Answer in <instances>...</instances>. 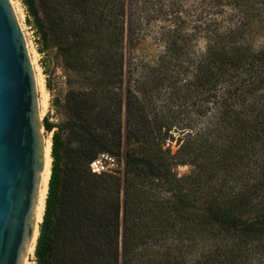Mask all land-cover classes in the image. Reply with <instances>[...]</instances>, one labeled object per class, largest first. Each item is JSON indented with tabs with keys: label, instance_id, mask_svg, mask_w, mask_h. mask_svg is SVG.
<instances>
[{
	"label": "trees",
	"instance_id": "trees-1",
	"mask_svg": "<svg viewBox=\"0 0 264 264\" xmlns=\"http://www.w3.org/2000/svg\"><path fill=\"white\" fill-rule=\"evenodd\" d=\"M21 3L38 53L53 47L81 83L67 120L43 122L52 161L35 263L161 264L152 247L169 241L165 264L190 248L193 264H264V47L243 30L264 0H199L193 13L184 0ZM152 21L164 49L133 64ZM122 147L123 174L90 171Z\"/></svg>",
	"mask_w": 264,
	"mask_h": 264
},
{
	"label": "water",
	"instance_id": "water-1",
	"mask_svg": "<svg viewBox=\"0 0 264 264\" xmlns=\"http://www.w3.org/2000/svg\"><path fill=\"white\" fill-rule=\"evenodd\" d=\"M45 133L26 39L11 1L0 0V264H24L35 250Z\"/></svg>",
	"mask_w": 264,
	"mask_h": 264
},
{
	"label": "rangeland",
	"instance_id": "rangeland-1",
	"mask_svg": "<svg viewBox=\"0 0 264 264\" xmlns=\"http://www.w3.org/2000/svg\"><path fill=\"white\" fill-rule=\"evenodd\" d=\"M10 1L15 10L16 16L20 23V27L26 39L28 51L32 60V65L34 67V72L36 75L38 74L40 76L43 83L42 89H38L40 116L42 119V123L44 122V120H47L48 122L53 124L64 122L67 120L66 110L64 107L65 96L70 90L77 89L81 86L80 80L74 74L64 69L60 59L56 55V50L53 47L49 48L43 54L38 53V45L36 44L37 37L35 35L34 29L26 24V13L21 0ZM184 1L187 9L192 11L191 13L196 11V7L197 11L200 12V8L198 9L197 6V2H199V0ZM203 9L204 8L202 7V11ZM231 13H233V11H229V13L223 15L219 14L217 17H219V19L224 16L230 17ZM250 13L251 15L253 14L252 12ZM231 21V25H238L242 22V19L236 17ZM249 22H251L250 26L243 29L247 35V40L253 44V47L255 49L264 47V11L263 14L261 13L259 17ZM161 24H163V22L161 21H152L148 27V35L144 39L139 40L136 43L132 51L133 64H136L141 59L153 60L163 51L164 45L157 40V34L159 33L158 27L161 26ZM204 46L205 42L203 40H200L196 44V49H203ZM47 83L49 84V88H47L46 86ZM56 99L60 102V105L57 108L53 105ZM204 120L202 121L204 122ZM183 136L184 134L175 132L173 141H167L164 149H169L171 154H175L181 145V142L177 143V140L182 139ZM45 137L47 140H51L52 133L46 132ZM124 151L125 148L122 147L120 150V156L115 157L118 161L119 166V170L117 172H119L120 174H123L124 170ZM192 170L193 167L190 165H183L175 168V172L178 178L188 176L192 172ZM168 245H170V242L166 241L164 243H161L160 245L152 247L154 256L159 261H161V264H165V246L168 247ZM194 260L195 250H193V248H190V252L185 256V259L181 262V264H193ZM25 262H28L29 264H36L34 254L32 257H28Z\"/></svg>",
	"mask_w": 264,
	"mask_h": 264
},
{
	"label": "bare ground",
	"instance_id": "bare-ground-1",
	"mask_svg": "<svg viewBox=\"0 0 264 264\" xmlns=\"http://www.w3.org/2000/svg\"><path fill=\"white\" fill-rule=\"evenodd\" d=\"M35 79H36V84L38 89H42L43 83L40 78V76L35 74ZM50 153H51V140L48 139L46 141V164H45V169L42 174V181H41V190H40V198H39V203L37 206L36 210V219H37V224L42 220L43 214H44V209H45V199L47 195V190H48V182L50 178V165H51V158H50ZM34 254V242L32 243L30 247V251L28 254V257H32ZM25 264H29L28 262H24Z\"/></svg>",
	"mask_w": 264,
	"mask_h": 264
},
{
	"label": "built area",
	"instance_id": "built-area-1",
	"mask_svg": "<svg viewBox=\"0 0 264 264\" xmlns=\"http://www.w3.org/2000/svg\"><path fill=\"white\" fill-rule=\"evenodd\" d=\"M119 170L118 161L108 154H100L90 164V171L94 174L115 173Z\"/></svg>",
	"mask_w": 264,
	"mask_h": 264
}]
</instances>
